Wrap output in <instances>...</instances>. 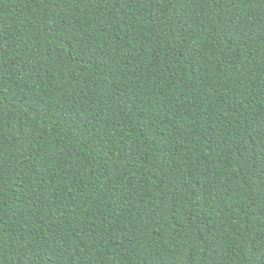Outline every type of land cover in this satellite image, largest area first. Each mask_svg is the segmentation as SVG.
Here are the masks:
<instances>
[{
  "label": "trees",
  "instance_id": "trees-1",
  "mask_svg": "<svg viewBox=\"0 0 264 264\" xmlns=\"http://www.w3.org/2000/svg\"><path fill=\"white\" fill-rule=\"evenodd\" d=\"M0 264H264V0H0Z\"/></svg>",
  "mask_w": 264,
  "mask_h": 264
}]
</instances>
